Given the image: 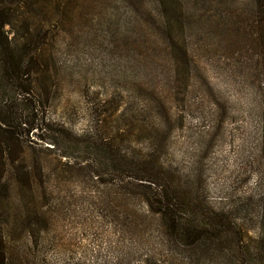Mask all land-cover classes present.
<instances>
[{
  "label": "rangeland",
  "instance_id": "rangeland-1",
  "mask_svg": "<svg viewBox=\"0 0 264 264\" xmlns=\"http://www.w3.org/2000/svg\"><path fill=\"white\" fill-rule=\"evenodd\" d=\"M176 1L50 0L36 10L52 34L49 73L37 76L47 83L5 95L1 85L0 113L26 121L25 144L46 163L50 264H125L119 222L142 197L118 171L148 153L173 185L264 233V68L250 35L226 19V0Z\"/></svg>",
  "mask_w": 264,
  "mask_h": 264
},
{
  "label": "trees",
  "instance_id": "trees-1",
  "mask_svg": "<svg viewBox=\"0 0 264 264\" xmlns=\"http://www.w3.org/2000/svg\"><path fill=\"white\" fill-rule=\"evenodd\" d=\"M49 2L0 0L4 95L17 90L31 93L33 86L47 83L37 76L49 73L51 61L43 57L52 34L36 19V10ZM225 13L229 22L241 28L240 33L250 35L264 68V0H226ZM10 109L11 113H0V264H50L41 243L53 203L46 163L41 148L25 144L22 127L27 123ZM165 111L171 117L170 110ZM262 127L264 143V122ZM90 137L95 139L91 133ZM107 141L101 148L119 161ZM26 147L32 148L30 156ZM148 154L149 158L138 161L139 168L131 158L123 170H117L130 179L124 189L142 197L141 206L127 207L125 220L119 222L128 235L125 264H264V233L251 236L229 211L213 207L203 191L173 185L157 156ZM39 188L44 195L41 200ZM261 201L264 205V193ZM110 211L116 212V207Z\"/></svg>",
  "mask_w": 264,
  "mask_h": 264
}]
</instances>
